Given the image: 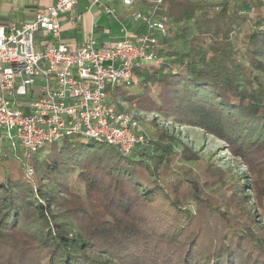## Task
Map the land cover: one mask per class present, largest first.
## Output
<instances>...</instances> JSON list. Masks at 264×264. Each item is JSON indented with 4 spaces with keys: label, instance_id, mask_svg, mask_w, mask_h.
<instances>
[{
    "label": "trees",
    "instance_id": "16d2710c",
    "mask_svg": "<svg viewBox=\"0 0 264 264\" xmlns=\"http://www.w3.org/2000/svg\"><path fill=\"white\" fill-rule=\"evenodd\" d=\"M162 5L177 25L197 16L191 48L207 52L159 55L110 99L214 136L248 176L214 163L194 173L198 154L163 130L129 155L70 137L28 158L5 145L0 264H264V86L253 74L264 75V1ZM167 33L165 45L188 29Z\"/></svg>",
    "mask_w": 264,
    "mask_h": 264
},
{
    "label": "built area",
    "instance_id": "2783aa9c",
    "mask_svg": "<svg viewBox=\"0 0 264 264\" xmlns=\"http://www.w3.org/2000/svg\"><path fill=\"white\" fill-rule=\"evenodd\" d=\"M78 1L55 0L32 21L0 27V153L10 145L28 158L71 136L114 146L121 155L148 144L139 114L118 109L123 103L115 104L108 89L135 81V68L161 61L170 23L163 0H121L124 8L142 7L130 14L137 32L120 22L115 7L88 0L87 10L97 8L119 22L122 36L103 44L92 20L81 43L72 46L60 39L61 16L78 27ZM24 170L33 176L28 163Z\"/></svg>",
    "mask_w": 264,
    "mask_h": 264
},
{
    "label": "rangeland",
    "instance_id": "374dc122",
    "mask_svg": "<svg viewBox=\"0 0 264 264\" xmlns=\"http://www.w3.org/2000/svg\"><path fill=\"white\" fill-rule=\"evenodd\" d=\"M104 2H117V5L121 3V0H103ZM208 3H216L218 0H204ZM30 3L29 0H11L13 9L10 12L11 14L17 13L21 14L22 18L24 17V11H23V3ZM111 4V3H110ZM116 4V3H115ZM1 6V5H0ZM89 6L88 0H79V3L77 5V8L79 12L83 13V15H86L87 19L90 18V15L87 13V7ZM138 4H136L134 7H130L128 12H133L135 10H139ZM2 7V6H1ZM196 20L197 16L187 22H184L183 24L177 25L173 22L169 23L168 28L171 30H179L182 27H187L188 29V36L176 40H170L167 45H164L162 51L160 52L163 57L164 53L169 51H175L178 54L183 53H192L200 55L201 53H205L208 50L207 44H200L197 48H191L190 44V37L195 34V27H196ZM99 23H106V19L101 18L98 20ZM118 24L113 23L111 24L112 33H116L118 31ZM66 38V37H65ZM67 39V38H66ZM253 74L255 75V78L259 81L262 86H264V75L260 72L254 71ZM132 90H135L136 87L132 86ZM117 102L123 103L124 109L128 110L131 113L139 114V117H141V125L143 129L145 130L146 134L149 138L154 137V132L156 130H163L166 132L168 136H172L176 138L177 140L181 141L184 145H186L187 148H189L192 152H195L200 157L199 166L196 163H190L191 167H193L194 173H201L203 170V167L206 164L214 163L218 168H220L223 171H229L227 174L232 177V175H244L248 176L246 168L241 164L239 159H236L234 156H232L228 150L225 148V144L215 138L212 135L204 133L202 130H200L197 127L194 126H186V125H176L174 126L171 123L164 122L159 116H157L153 112H147L138 109L137 107L130 105L128 102L120 101ZM88 139H83L80 137L71 136L69 138V142L71 144H80V143H87ZM66 143L65 140H59L54 143L55 148L58 149L62 145ZM46 147H49L47 145ZM187 166V165H186ZM211 199L221 202L222 198L220 195L216 193L209 194ZM216 203V202H215ZM192 206V205H189Z\"/></svg>",
    "mask_w": 264,
    "mask_h": 264
},
{
    "label": "crops",
    "instance_id": "0c3cea01",
    "mask_svg": "<svg viewBox=\"0 0 264 264\" xmlns=\"http://www.w3.org/2000/svg\"><path fill=\"white\" fill-rule=\"evenodd\" d=\"M30 3H23V11H24V17H21V14L10 12L13 9L11 0H0V27H3L5 30H8L10 27L13 26H19L22 23L32 21L35 15V12L43 7H46L50 5L55 0H29ZM103 3L107 5H111L117 9L118 17L121 23H124L127 27V29L131 32H137L138 27L136 24L132 23V20L130 19L131 12H128V8H124L121 3L117 5V2L112 3V1L104 2ZM219 1V0H218ZM262 1V0H260ZM79 3V1H78ZM116 3V4H115ZM78 5V4H77ZM139 9H141V6H137ZM76 12L81 14L82 21L79 24L78 27L73 28L69 22L67 16H61V25H62V32L60 39L68 43L72 46H77L81 43V41L84 39L86 30L92 20H94L95 24L97 25V37L99 40L103 43H109L113 42L119 38H121L122 34L120 32V23L117 21H113L110 18L106 17L103 14H99L97 8H93L90 11L86 10L87 13L90 15V18L87 19L86 15H83V13L79 12L77 6H76ZM104 18L106 19V23H99L98 20ZM116 23L118 24V31L116 33H112L111 24ZM67 39H66V38Z\"/></svg>",
    "mask_w": 264,
    "mask_h": 264
}]
</instances>
